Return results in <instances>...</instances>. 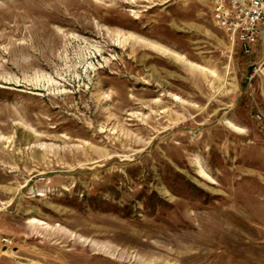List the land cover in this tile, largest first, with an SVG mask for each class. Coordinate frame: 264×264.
Returning <instances> with one entry per match:
<instances>
[{"label":"rangeland","instance_id":"374dc122","mask_svg":"<svg viewBox=\"0 0 264 264\" xmlns=\"http://www.w3.org/2000/svg\"><path fill=\"white\" fill-rule=\"evenodd\" d=\"M263 49L197 0H0V264H264Z\"/></svg>","mask_w":264,"mask_h":264},{"label":"built area","instance_id":"2783aa9c","mask_svg":"<svg viewBox=\"0 0 264 264\" xmlns=\"http://www.w3.org/2000/svg\"><path fill=\"white\" fill-rule=\"evenodd\" d=\"M197 1L210 9L214 25L237 43L244 54L253 55L259 44L264 48V0ZM258 82L262 102L256 105L252 117L264 134V55L247 77L249 86Z\"/></svg>","mask_w":264,"mask_h":264},{"label":"bare ground","instance_id":"6f19581e","mask_svg":"<svg viewBox=\"0 0 264 264\" xmlns=\"http://www.w3.org/2000/svg\"><path fill=\"white\" fill-rule=\"evenodd\" d=\"M129 41V46L128 51L131 53H135L140 47H142V44H139V41L137 39H131L130 38H125L123 41H120L118 44H116L115 46H119L120 47H125V43H127ZM117 48V47H116ZM145 55L143 54V57ZM145 61V60H144ZM176 100H180L179 97H175Z\"/></svg>","mask_w":264,"mask_h":264}]
</instances>
